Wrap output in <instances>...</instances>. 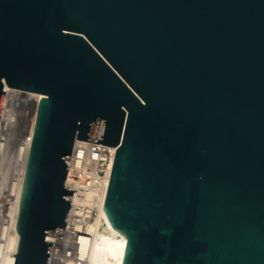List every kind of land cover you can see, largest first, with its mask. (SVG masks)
<instances>
[{
    "label": "water",
    "instance_id": "water-1",
    "mask_svg": "<svg viewBox=\"0 0 264 264\" xmlns=\"http://www.w3.org/2000/svg\"><path fill=\"white\" fill-rule=\"evenodd\" d=\"M5 86L41 94L14 264L66 229L74 138L118 147L123 264H264V0H0Z\"/></svg>",
    "mask_w": 264,
    "mask_h": 264
},
{
    "label": "built area",
    "instance_id": "built-area-1",
    "mask_svg": "<svg viewBox=\"0 0 264 264\" xmlns=\"http://www.w3.org/2000/svg\"><path fill=\"white\" fill-rule=\"evenodd\" d=\"M40 100L36 104L35 121ZM33 131L31 135V132L20 133L15 129L11 152L18 143L24 142L22 147L26 146L29 154L28 134L33 136ZM117 148L79 140L77 136L74 138L65 188L76 191L73 192L66 229L57 228L54 236L47 237L52 243L48 264H89L84 243L90 245L93 238L91 230L95 226L101 227Z\"/></svg>",
    "mask_w": 264,
    "mask_h": 264
},
{
    "label": "bare ground",
    "instance_id": "bare-ground-1",
    "mask_svg": "<svg viewBox=\"0 0 264 264\" xmlns=\"http://www.w3.org/2000/svg\"><path fill=\"white\" fill-rule=\"evenodd\" d=\"M5 91L0 120V129L2 130L3 136L0 138V167L4 162L9 161L12 156L13 162H15V168L17 167L18 169L16 168V170L18 171L17 174L15 171L16 177L14 179L16 181H11L12 186L9 185L10 183L8 184L11 188L10 190H6V196H4L5 199L2 203L3 214L8 219L5 218V221L2 222L4 225L1 226L0 230V264H14V254H16L19 241L16 223L23 177L29 154L28 151L26 152V146L22 147L24 142H20L15 146L13 155H10L9 144L10 140H12V133H14L13 128L15 127H18L23 133L24 131H28L27 133L31 132L30 134L32 135L35 123L36 104L43 96L37 93L14 90V88L12 89L8 86H5ZM19 100L21 102H18ZM13 107H18L19 110L17 109V112H12ZM30 134H28V141L31 144V137L33 136ZM91 232L93 238L90 245L87 246L84 243V250L87 251L89 264H123L127 246L126 237L117 230L109 232V235L102 234L100 233V228L98 229L97 226L93 227Z\"/></svg>",
    "mask_w": 264,
    "mask_h": 264
},
{
    "label": "rangeland",
    "instance_id": "rangeland-1",
    "mask_svg": "<svg viewBox=\"0 0 264 264\" xmlns=\"http://www.w3.org/2000/svg\"><path fill=\"white\" fill-rule=\"evenodd\" d=\"M13 89V88H12ZM14 90H16V89H14ZM19 91H21V90H19ZM23 92H25V91H23ZM36 94V93H35ZM18 102H21L20 100L18 101ZM19 107V106H18ZM16 108V107H13L12 108V112H17L18 110H19V108ZM18 109V110H17ZM7 113H8V111H7ZM15 114V113H14ZM20 124V123H19ZM15 129H17L16 130V132L17 131H20V129L18 128V127H15V128H13V130H14V133H15ZM14 133H12L13 135H12V140H10V144H9V148H11V147H13V142H14V140H13V136L15 137V134ZM20 133H21V131H20ZM23 133V132H22ZM12 141V142H11ZM11 151V150H10ZM14 152V151H13ZM11 154L10 155H13V153L12 152H10ZM10 155H8L9 157H10ZM10 162V163H9ZM14 165V166H13ZM13 167H14V169H13ZM17 168V167H16ZM16 168H15V162H13V159H12V156H11V158L9 159V161L7 160L6 162H4L3 163V165L0 167V230H1V226H3L4 224L2 223V222H4L5 221V218H7L8 219V217H5L4 216V214H3V207H2V203H3V201H4V199H5V197L4 196H6L5 194H6V190H10V188H11V184H12V180H15L16 181V179H14L15 177H16V174H17V171L18 170H16ZM18 169V168H17ZM15 171H16V174H15ZM15 174V175H14ZM14 176V177H13ZM13 178V179H12ZM10 183V184H9ZM11 185L10 187H9V185ZM9 188V189H8Z\"/></svg>",
    "mask_w": 264,
    "mask_h": 264
}]
</instances>
